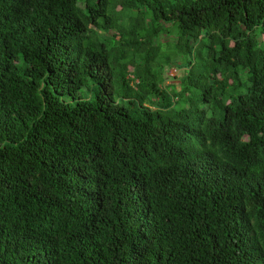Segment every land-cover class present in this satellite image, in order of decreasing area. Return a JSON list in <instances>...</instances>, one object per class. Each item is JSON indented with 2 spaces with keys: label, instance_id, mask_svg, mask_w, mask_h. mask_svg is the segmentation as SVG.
<instances>
[{
  "label": "trees",
  "instance_id": "1",
  "mask_svg": "<svg viewBox=\"0 0 264 264\" xmlns=\"http://www.w3.org/2000/svg\"><path fill=\"white\" fill-rule=\"evenodd\" d=\"M0 264H264V0H0Z\"/></svg>",
  "mask_w": 264,
  "mask_h": 264
},
{
  "label": "rangeland",
  "instance_id": "2",
  "mask_svg": "<svg viewBox=\"0 0 264 264\" xmlns=\"http://www.w3.org/2000/svg\"><path fill=\"white\" fill-rule=\"evenodd\" d=\"M130 7L133 8L134 6L131 5ZM117 10H121V1L117 3ZM123 20L128 21L126 18L123 17V14L119 13L118 16L116 17V22H114L113 24L106 25L105 28H107V29L111 28L110 30H114L117 28L119 23H121ZM107 34L110 35V32L109 33L107 32ZM103 35L106 36V33L103 32ZM115 35H116L115 40H118L119 35L117 34V32H115ZM173 37H175L173 31H171L169 33V35H166V36L163 33H160L159 37L156 38V40L154 42L155 43L160 42V43H162V45H165L163 43H165L166 40L168 42H171L173 40ZM130 40L134 41L135 36L131 35ZM147 40H149V39H147ZM169 49L170 50L168 51L166 49V45H165V47L163 48V54L162 55L171 54V56H172L173 49L171 46ZM140 52H143V50H140ZM126 72H128V75H125L124 78L129 79L134 74H137L140 71L139 70H133L132 68L128 67L126 69ZM162 73H163V79L166 78V74L170 77V79H167L161 86L163 88L167 89L168 91H171L173 89L176 92H180V90H181L180 81H181L183 75H185L186 71L178 69L175 66H172V64L171 65L170 64L169 65L164 64L162 67Z\"/></svg>",
  "mask_w": 264,
  "mask_h": 264
}]
</instances>
